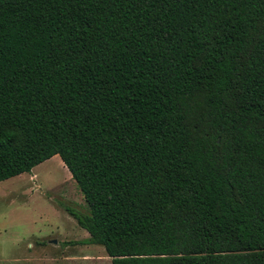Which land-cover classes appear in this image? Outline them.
Here are the masks:
<instances>
[{"label":"trees","instance_id":"16d2710c","mask_svg":"<svg viewBox=\"0 0 264 264\" xmlns=\"http://www.w3.org/2000/svg\"><path fill=\"white\" fill-rule=\"evenodd\" d=\"M54 155L111 264H264V0H0V181Z\"/></svg>","mask_w":264,"mask_h":264},{"label":"rangeland","instance_id":"374dc122","mask_svg":"<svg viewBox=\"0 0 264 264\" xmlns=\"http://www.w3.org/2000/svg\"><path fill=\"white\" fill-rule=\"evenodd\" d=\"M64 206L88 211L58 155L0 181V264H111Z\"/></svg>","mask_w":264,"mask_h":264},{"label":"crops","instance_id":"0c3cea01","mask_svg":"<svg viewBox=\"0 0 264 264\" xmlns=\"http://www.w3.org/2000/svg\"><path fill=\"white\" fill-rule=\"evenodd\" d=\"M85 238H87V237H85Z\"/></svg>","mask_w":264,"mask_h":264}]
</instances>
